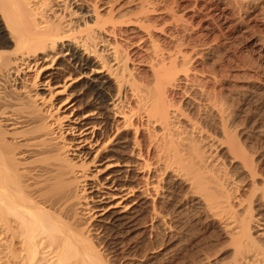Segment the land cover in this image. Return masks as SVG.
<instances>
[{"label": "bare ground", "instance_id": "obj_1", "mask_svg": "<svg viewBox=\"0 0 264 264\" xmlns=\"http://www.w3.org/2000/svg\"><path fill=\"white\" fill-rule=\"evenodd\" d=\"M116 1L0 0L7 264H264V80L236 113L185 33L158 42L172 5Z\"/></svg>", "mask_w": 264, "mask_h": 264}, {"label": "rangeland", "instance_id": "obj_2", "mask_svg": "<svg viewBox=\"0 0 264 264\" xmlns=\"http://www.w3.org/2000/svg\"><path fill=\"white\" fill-rule=\"evenodd\" d=\"M174 1L175 0H151V2L159 4V6L161 5V7L169 5L171 8L172 5V8H174H171V11L174 13H171L169 10L167 11V16H165V14L157 16V20L159 18L157 24L165 25L164 27L166 30V35L162 34V32L161 34L158 32V42H160L162 47L167 49L169 48V45H172L171 43L174 38L172 40L171 35L174 34L175 31V33H185V35L183 34L181 37H183L186 42L189 41L188 44L190 45H188V47L191 48L189 51L192 50L194 45L196 47L198 45L196 48L198 52L204 53L202 57H196L195 54L197 53V50L192 54L195 58L193 67L195 68V73H197L196 75L203 76V72H206L209 69V71H216L217 79L215 81L212 80L209 83L210 85L208 84V88L210 87L209 89L213 91V94L215 92V94L228 93L235 96L234 109L237 110L236 113H239L242 102L237 98V95L244 94V91H246L245 88L248 86H260L261 82L264 80V61L257 60L250 54V43L253 37H264V0H246L238 1V3H236L237 1L235 0H176L177 4H175V6L173 4ZM116 2L117 5L115 3V6L118 13L136 14L145 1L117 0ZM250 2H252V4ZM229 3H232V5L227 10L222 11V9L227 7L226 5ZM178 6L180 7L178 8ZM245 6L248 7V11L246 10V12L244 11L245 9L242 10ZM106 8L107 6L104 9ZM222 14L227 16L225 21L227 24L221 19ZM179 15H181L180 19L183 18V21L179 19ZM142 35L143 34H139V38L137 39H140ZM163 42L165 44L168 43L165 45ZM142 45L141 49L137 47L136 50L145 51L141 54V61H144L139 63L146 65V63L149 64V60L148 62L146 60L147 55L150 53L152 54V51L149 53L151 45L149 42L146 45ZM208 58L212 60H209ZM217 62L218 64H215ZM141 64L137 65L135 63L137 68H141L140 71H144L145 73L147 69L149 70V66L147 67L146 65L145 67V65L143 66ZM148 70L146 72H148ZM200 76L198 77L202 78V76ZM6 245H8V243L2 241L1 237L0 264H7L8 262L6 257ZM4 247L5 249H3Z\"/></svg>", "mask_w": 264, "mask_h": 264}]
</instances>
